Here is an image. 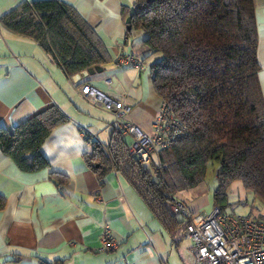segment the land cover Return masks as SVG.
<instances>
[{
    "label": "trees",
    "instance_id": "16d2710c",
    "mask_svg": "<svg viewBox=\"0 0 264 264\" xmlns=\"http://www.w3.org/2000/svg\"><path fill=\"white\" fill-rule=\"evenodd\" d=\"M131 8H122L131 15L126 37L141 30L146 52L161 54L151 64L152 90L160 103L170 105L187 135L140 165L128 153L130 142L113 128L107 144L86 139L91 145L86 165L98 178L108 171L119 173L168 232L184 224L170 213L167 193L197 187L212 161L219 166L213 206L226 211L227 191L235 181L264 203V98L253 0H134ZM0 23L49 51L69 77L111 61L93 28L59 0L21 3ZM144 60V69L137 71L145 70ZM88 77L75 84H87ZM67 121L62 110L50 106L10 131L0 129V151L20 171L46 169L41 147Z\"/></svg>",
    "mask_w": 264,
    "mask_h": 264
},
{
    "label": "crops",
    "instance_id": "0c3cea01",
    "mask_svg": "<svg viewBox=\"0 0 264 264\" xmlns=\"http://www.w3.org/2000/svg\"><path fill=\"white\" fill-rule=\"evenodd\" d=\"M35 1L41 0H0V19L21 3ZM59 1L93 28L111 61L78 86L49 51L0 23V129L10 131L50 106L68 117L41 147L46 169L20 171L0 151V264H190L183 225L166 231L119 173L108 171L98 178L84 161L91 153L86 139L103 145L113 134L112 114L96 112L81 93L84 86L114 97L124 93L132 107L124 121L146 133L160 105L152 90L144 34L138 47L130 42L131 34L126 37L130 13L122 8L131 12L134 0ZM253 3L264 98V0ZM130 48L145 59L144 71L115 64ZM105 78H111L112 89L104 85ZM52 174L65 181L61 184ZM187 206L195 209L192 203ZM105 229L118 241L113 251H98Z\"/></svg>",
    "mask_w": 264,
    "mask_h": 264
},
{
    "label": "built area",
    "instance_id": "2783aa9c",
    "mask_svg": "<svg viewBox=\"0 0 264 264\" xmlns=\"http://www.w3.org/2000/svg\"><path fill=\"white\" fill-rule=\"evenodd\" d=\"M119 66H130L143 70L142 61L132 49L118 57ZM103 83L110 89L111 80ZM81 93L86 101L113 116L112 126L121 136H129L128 153L138 164L147 165L152 155L170 143L187 135L184 123L177 119L167 102H161L149 133L136 125L124 121L130 105L122 97L113 98L91 86H84ZM170 213L183 221L184 238L190 242V264H264V220L245 215H232L213 206L210 212H195L175 195L167 194ZM118 241L104 230L98 251H113Z\"/></svg>",
    "mask_w": 264,
    "mask_h": 264
},
{
    "label": "rangeland",
    "instance_id": "374dc122",
    "mask_svg": "<svg viewBox=\"0 0 264 264\" xmlns=\"http://www.w3.org/2000/svg\"><path fill=\"white\" fill-rule=\"evenodd\" d=\"M130 34H131V36L129 37L130 42H132L137 47L140 46L142 31L133 30L131 31ZM130 49H132L135 53V56L139 58L137 56L138 55L137 52H135L133 48H130ZM124 54L119 55V56L123 57ZM148 55L149 54H147V56ZM160 58H161V54L158 52H155L153 54H150L146 60L148 64H152L153 62H155L156 60ZM123 67H130V66H123ZM108 79L111 80V78H108ZM110 89H112V80L110 83ZM119 95L122 97V100L125 102V104L130 105L129 103H126V95L124 93L119 94ZM111 97L116 98L114 96H111ZM98 110L99 109L95 111L102 112L101 110L99 111ZM106 117L109 119V115H106ZM124 139L127 144H129V142L131 141L129 136L127 137L125 136ZM218 167L219 166L217 162L215 161L210 162L207 167L206 176L201 184H199L197 187L193 189L184 190V191H181V193L179 194L176 193L174 195L177 197H180L181 195L184 196V200L187 202V204L188 203L193 204V208H195L193 210L195 212H199V213L210 212L213 207L212 205L213 191L218 185L217 178H216ZM167 194L173 195L171 193H167ZM227 202H228L227 203L228 205L226 207V212H229L232 215H245L249 218H256V219H259L261 216H264V203H262L260 200L255 198L251 193L244 191L239 181H235L230 185L227 191Z\"/></svg>",
    "mask_w": 264,
    "mask_h": 264
},
{
    "label": "water",
    "instance_id": "95a60500",
    "mask_svg": "<svg viewBox=\"0 0 264 264\" xmlns=\"http://www.w3.org/2000/svg\"><path fill=\"white\" fill-rule=\"evenodd\" d=\"M130 20H131V15L128 16L127 19H126V23L128 25L130 23ZM127 29L128 30L130 29L129 26L127 27ZM100 72H102V68L99 67V66H94V67H90V68H88L86 70L81 71L80 73H77V74L73 75L71 79H72L73 82H78V81H80L82 79H85L88 76H92V75H94L96 73H100Z\"/></svg>",
    "mask_w": 264,
    "mask_h": 264
}]
</instances>
